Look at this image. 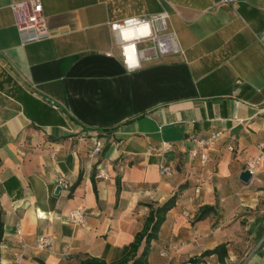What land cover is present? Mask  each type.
<instances>
[{
    "label": "crops",
    "instance_id": "0c3cea01",
    "mask_svg": "<svg viewBox=\"0 0 264 264\" xmlns=\"http://www.w3.org/2000/svg\"><path fill=\"white\" fill-rule=\"evenodd\" d=\"M13 1L0 0V264L115 261L144 203L182 184L148 264H264V0H39L47 35L31 41ZM161 10L180 51L126 69L109 25ZM210 131L219 135L201 164L189 138ZM205 204L215 213L193 221ZM76 207L78 225L66 219ZM220 243L222 261L200 256Z\"/></svg>",
    "mask_w": 264,
    "mask_h": 264
},
{
    "label": "built area",
    "instance_id": "2783aa9c",
    "mask_svg": "<svg viewBox=\"0 0 264 264\" xmlns=\"http://www.w3.org/2000/svg\"><path fill=\"white\" fill-rule=\"evenodd\" d=\"M225 1V0H220ZM14 16V22L17 31L21 35L22 41L38 40L47 35L45 22L41 14V6L39 0H16L9 4ZM168 14L161 10L146 17L130 18L123 20L121 23H111L109 25L113 34L114 43L117 46L121 61L125 68L132 70L139 66L140 60L147 58H156L165 54L179 52L176 37L167 24ZM131 28L134 34L124 35V30ZM260 41L264 45V30L260 34ZM219 131H210L206 136L199 137L192 135L189 138L190 147L189 155L197 158L203 164L207 159V149L212 146L217 139ZM101 148V142L95 139L90 148L87 150L89 157L98 154ZM151 149V148H150ZM154 149V148H152ZM228 149H231L229 146ZM254 159L247 161L246 169L250 176L253 175ZM169 172V167L162 165L159 168V174ZM95 176L97 178H106L103 171L98 168ZM57 183L61 187H66V181L62 176L57 178ZM66 219L69 223L78 225L83 223L84 212L80 207L72 208L66 213ZM15 234L20 235L18 226L15 228ZM51 238L48 235H38L35 238L34 246L40 250H48L50 248ZM175 246H172L174 248ZM160 255L164 256L165 252L161 251ZM20 255L17 254L13 261L17 264Z\"/></svg>",
    "mask_w": 264,
    "mask_h": 264
},
{
    "label": "trees",
    "instance_id": "16d2710c",
    "mask_svg": "<svg viewBox=\"0 0 264 264\" xmlns=\"http://www.w3.org/2000/svg\"><path fill=\"white\" fill-rule=\"evenodd\" d=\"M92 189L95 194V187L93 183V176L91 177ZM183 185L178 186L172 193H170L164 200L158 203H144L147 207V213L143 218L141 228L133 234L132 240L125 246V253L117 260L105 262L101 258L86 256L77 264H148V252L151 242L157 238V234L161 223L164 220L165 214L170 210L177 198L180 195ZM210 213H215L214 205H201L193 217V221L200 220ZM3 222L0 213V243L2 240ZM214 254L217 261H222L225 255L224 243L217 244L211 249H206L201 252L200 256H208ZM190 264L199 262L197 258L187 260Z\"/></svg>",
    "mask_w": 264,
    "mask_h": 264
},
{
    "label": "water",
    "instance_id": "95a60500",
    "mask_svg": "<svg viewBox=\"0 0 264 264\" xmlns=\"http://www.w3.org/2000/svg\"><path fill=\"white\" fill-rule=\"evenodd\" d=\"M249 178H250V173H249V171L246 168H244L243 170L239 171L238 179L241 182L246 183V182H248Z\"/></svg>",
    "mask_w": 264,
    "mask_h": 264
},
{
    "label": "bare ground",
    "instance_id": "6f19581e",
    "mask_svg": "<svg viewBox=\"0 0 264 264\" xmlns=\"http://www.w3.org/2000/svg\"><path fill=\"white\" fill-rule=\"evenodd\" d=\"M123 32H124L125 36H129L130 34H134V30L131 28H127Z\"/></svg>",
    "mask_w": 264,
    "mask_h": 264
}]
</instances>
